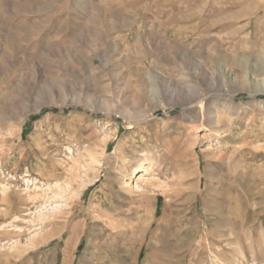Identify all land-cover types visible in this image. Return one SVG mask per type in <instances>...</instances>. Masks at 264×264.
Returning a JSON list of instances; mask_svg holds the SVG:
<instances>
[{
  "label": "rangeland",
  "instance_id": "obj_1",
  "mask_svg": "<svg viewBox=\"0 0 264 264\" xmlns=\"http://www.w3.org/2000/svg\"><path fill=\"white\" fill-rule=\"evenodd\" d=\"M96 1L0 0V264H264V0Z\"/></svg>",
  "mask_w": 264,
  "mask_h": 264
},
{
  "label": "bare ground",
  "instance_id": "obj_2",
  "mask_svg": "<svg viewBox=\"0 0 264 264\" xmlns=\"http://www.w3.org/2000/svg\"><path fill=\"white\" fill-rule=\"evenodd\" d=\"M224 70L228 73V75H231L232 72H233V71L231 72V70H230L229 68H225ZM229 77H230V76H229ZM239 77H241V76H238V78H239ZM257 90H258V89H257ZM127 113H128V115H130L129 118H132V119L135 118V119H137V120H138V118L142 115L140 112H139V113H135V114L130 113V112H127ZM28 114H29V113H28ZM215 117H216V116L212 115V116H211L212 119H211V118H210V119L213 120V119H215ZM135 119H134V120H135ZM139 119H140V118H139ZM209 121H210V120H209ZM211 122H212V121H211ZM130 123H131V122H130ZM129 125H130V124H129ZM7 200H8V199H7ZM219 203H220V201H219Z\"/></svg>",
  "mask_w": 264,
  "mask_h": 264
},
{
  "label": "crops",
  "instance_id": "obj_3",
  "mask_svg": "<svg viewBox=\"0 0 264 264\" xmlns=\"http://www.w3.org/2000/svg\"><path fill=\"white\" fill-rule=\"evenodd\" d=\"M86 2H92V3H94V4H97V1H96V3H95V0H86ZM86 9V8H85ZM87 9H88V11H90V10H93L94 11V7H93V9H91V8H89V7H87ZM96 10V9H95Z\"/></svg>",
  "mask_w": 264,
  "mask_h": 264
}]
</instances>
